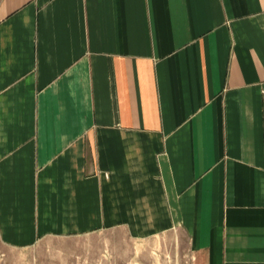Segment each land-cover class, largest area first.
Here are the masks:
<instances>
[{
	"label": "crops",
	"instance_id": "1",
	"mask_svg": "<svg viewBox=\"0 0 264 264\" xmlns=\"http://www.w3.org/2000/svg\"><path fill=\"white\" fill-rule=\"evenodd\" d=\"M110 229L264 264V0H0V241Z\"/></svg>",
	"mask_w": 264,
	"mask_h": 264
},
{
	"label": "rangeland",
	"instance_id": "2",
	"mask_svg": "<svg viewBox=\"0 0 264 264\" xmlns=\"http://www.w3.org/2000/svg\"><path fill=\"white\" fill-rule=\"evenodd\" d=\"M187 238L171 230L135 238L124 229L75 237H46L28 248H8L0 241V264H194Z\"/></svg>",
	"mask_w": 264,
	"mask_h": 264
}]
</instances>
